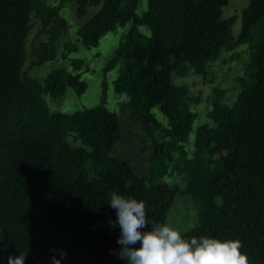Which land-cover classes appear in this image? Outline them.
Instances as JSON below:
<instances>
[{"label": "trees", "instance_id": "16d2710c", "mask_svg": "<svg viewBox=\"0 0 264 264\" xmlns=\"http://www.w3.org/2000/svg\"><path fill=\"white\" fill-rule=\"evenodd\" d=\"M230 0H76V15L98 7L75 40L63 39L69 23L47 0H0V264L23 253L25 264H127L120 259L119 227L110 194L143 201L149 221L167 223L178 196H189L198 218L182 238L240 240L250 264H264V0H250L237 16L223 17ZM42 21L34 65L63 58L66 66L40 80L25 69L33 16ZM131 23L103 69L102 101L75 112L51 110L43 94L82 95L90 68L73 57ZM71 35V34H70ZM247 45L250 60L232 104L217 97L210 123L195 128L199 103L175 76L191 71L207 81L209 67L225 52ZM118 68L113 90L128 98L140 123L148 181L140 184L130 161L113 155L123 141L118 113L108 106V74ZM159 108L168 119L159 120ZM194 152L190 154L191 133ZM183 177L185 186L165 180ZM150 225L141 231L150 230ZM135 247H140L138 242ZM59 250L67 253L61 259Z\"/></svg>", "mask_w": 264, "mask_h": 264}, {"label": "rangeland", "instance_id": "374dc122", "mask_svg": "<svg viewBox=\"0 0 264 264\" xmlns=\"http://www.w3.org/2000/svg\"><path fill=\"white\" fill-rule=\"evenodd\" d=\"M250 0H230L229 4L223 9V17L229 18L237 16V21L233 25V35L238 36L241 26V12L249 5ZM48 4L54 5L59 10L60 14L67 19L69 23L68 34L62 33L63 39L75 40L76 30L79 24L87 22L98 10V7H89L85 17L79 19L76 15V0H47ZM148 6V0H139L137 13L142 15ZM32 29L30 31L27 42L28 62L25 69L29 74L40 80L55 68L66 66L67 62L63 58H58L54 61L47 62L42 65H34V61L38 59L37 54L34 53V45H39L40 40H47L48 35H43L36 39L39 31L42 29V21L37 16H33ZM131 23L125 27H119L116 31L111 32L103 37L101 44L97 48L88 50L80 45L79 53L71 54V58L78 57L86 60V66L90 68L85 72L84 79L88 81V88L82 95H77L74 91H69L65 96L54 98L49 94H43V99L47 102L51 110H61L72 113L77 109L93 106L102 101L103 89V69L109 60L112 51L118 45L122 32L129 29ZM71 34V35H70ZM238 53L233 57V53L225 52L222 57L211 64L208 70L207 77H204L191 71L185 77L175 76L176 82L186 85L190 90L191 96L200 97L199 103L189 104L190 108L198 114L195 120V128L203 123H210L212 121L208 118V111L212 108V103L217 97L215 89H222L225 91L222 100L232 104L236 98L237 93L241 88L238 79L244 74L246 64L250 60V48L245 45L236 50ZM118 68L112 70L108 74L109 78V96L108 106L116 111L120 117L121 124L124 130L123 141H121L113 152L115 156H121L130 161L131 165L138 174L136 181L140 184L146 183L149 179L147 174L148 163L145 160L147 154L141 151V144L139 142L137 133L142 129L140 123H134L130 117V110L128 108V98L124 95H118L113 90V80L118 76ZM156 116L164 123L168 119L161 112L159 108H155ZM195 139V131L191 133L190 144L188 149L190 154L194 152L193 142ZM148 156V155H147ZM165 180L170 183H177L182 188L185 186L183 177L178 174H171ZM198 218L197 208L194 201L189 196H178L173 208L169 212L167 224L180 231L181 235L189 231L195 224Z\"/></svg>", "mask_w": 264, "mask_h": 264}, {"label": "clouds", "instance_id": "9594fccd", "mask_svg": "<svg viewBox=\"0 0 264 264\" xmlns=\"http://www.w3.org/2000/svg\"><path fill=\"white\" fill-rule=\"evenodd\" d=\"M108 205L116 210L117 216L109 224L120 229L118 256L127 264H250L248 255L241 251L243 245L240 240L206 236L186 240L179 230L167 223L149 221L143 201L126 198L115 191L110 194ZM148 225L150 230L141 231ZM138 242L140 247L137 248ZM59 255L63 259L67 253L59 251ZM25 258L23 253L10 256L8 264H25ZM52 262L60 264L55 256Z\"/></svg>", "mask_w": 264, "mask_h": 264}]
</instances>
